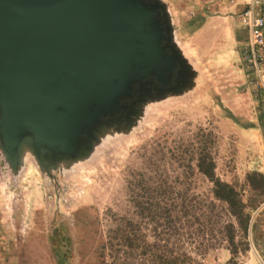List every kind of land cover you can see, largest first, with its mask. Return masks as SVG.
<instances>
[{
	"label": "rangeland",
	"instance_id": "obj_1",
	"mask_svg": "<svg viewBox=\"0 0 264 264\" xmlns=\"http://www.w3.org/2000/svg\"><path fill=\"white\" fill-rule=\"evenodd\" d=\"M216 4L167 5L185 87L156 93L89 158L46 171L30 155L14 172L0 148V264H107L109 229L135 218L145 187L154 204L188 206L195 227L214 230L220 245L204 264H264V202L251 210L259 194L251 177L264 176L263 103L242 62L246 31L230 6ZM210 164L213 178L200 167ZM215 181L232 186L244 209L215 197Z\"/></svg>",
	"mask_w": 264,
	"mask_h": 264
},
{
	"label": "water",
	"instance_id": "obj_2",
	"mask_svg": "<svg viewBox=\"0 0 264 264\" xmlns=\"http://www.w3.org/2000/svg\"><path fill=\"white\" fill-rule=\"evenodd\" d=\"M162 0H0V148L14 172L89 158L131 125L144 86L179 93L188 68Z\"/></svg>",
	"mask_w": 264,
	"mask_h": 264
},
{
	"label": "trees",
	"instance_id": "obj_3",
	"mask_svg": "<svg viewBox=\"0 0 264 264\" xmlns=\"http://www.w3.org/2000/svg\"><path fill=\"white\" fill-rule=\"evenodd\" d=\"M212 166H200L209 178H213ZM214 186L215 197L226 202L231 212L238 206L244 209L232 186L219 181H215ZM251 186L259 192L251 207L254 211L264 202V176L260 173L252 175ZM145 188L139 196L142 201L134 206L135 218L122 219L110 227L102 247L108 254L107 264H204L202 261L207 253L220 245L213 236L214 230L195 227L198 220L188 206L171 210L166 203L162 207L154 204V194L149 187ZM249 220L246 215V228ZM228 244L233 254L236 253L234 241L230 240Z\"/></svg>",
	"mask_w": 264,
	"mask_h": 264
},
{
	"label": "built area",
	"instance_id": "obj_4",
	"mask_svg": "<svg viewBox=\"0 0 264 264\" xmlns=\"http://www.w3.org/2000/svg\"><path fill=\"white\" fill-rule=\"evenodd\" d=\"M167 5L174 0H162ZM208 6H217L220 0H200ZM223 4L231 5L238 22L246 31L243 44L242 62L246 71L253 77L256 91L259 92L263 109L261 121L264 124V0H221Z\"/></svg>",
	"mask_w": 264,
	"mask_h": 264
},
{
	"label": "bare ground",
	"instance_id": "obj_5",
	"mask_svg": "<svg viewBox=\"0 0 264 264\" xmlns=\"http://www.w3.org/2000/svg\"><path fill=\"white\" fill-rule=\"evenodd\" d=\"M166 5V3H164ZM167 14H168V17H169V21L171 22V19H170V14H171V9L169 7H167ZM171 25V28H172V34H173V39H175V32H174V29L172 27V24L170 23ZM156 93H155V89L153 88V85H149L148 83L144 86V89H143V96L145 98H152L153 96H155ZM110 131L108 132H103V136H101L100 138V142L99 143H102L104 144L106 142L107 139H109L108 137H110L111 135L109 134ZM31 160V157H30V153L27 152V150H25L24 152V155H23V163L25 162H28ZM29 165V164H28ZM28 170V169H27ZM30 172V171H29Z\"/></svg>",
	"mask_w": 264,
	"mask_h": 264
},
{
	"label": "crops",
	"instance_id": "obj_6",
	"mask_svg": "<svg viewBox=\"0 0 264 264\" xmlns=\"http://www.w3.org/2000/svg\"><path fill=\"white\" fill-rule=\"evenodd\" d=\"M225 5H227V4H225ZM228 6H230V9H231V11L227 10L228 12H232V11H234V7H232L231 5H228ZM239 24H240V23H239ZM222 52H223V54L225 55V56H223V58H227V54H226V52H230V50H227L226 48H224V50H222Z\"/></svg>",
	"mask_w": 264,
	"mask_h": 264
},
{
	"label": "flooded vegetation",
	"instance_id": "obj_7",
	"mask_svg": "<svg viewBox=\"0 0 264 264\" xmlns=\"http://www.w3.org/2000/svg\"><path fill=\"white\" fill-rule=\"evenodd\" d=\"M160 86V90L162 93H164L166 90L168 91L169 88L168 87H165L164 85H159Z\"/></svg>",
	"mask_w": 264,
	"mask_h": 264
}]
</instances>
